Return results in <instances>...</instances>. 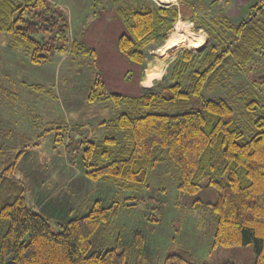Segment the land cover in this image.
Wrapping results in <instances>:
<instances>
[{
    "label": "trees",
    "instance_id": "trees-1",
    "mask_svg": "<svg viewBox=\"0 0 264 264\" xmlns=\"http://www.w3.org/2000/svg\"><path fill=\"white\" fill-rule=\"evenodd\" d=\"M197 5L203 8L200 0L166 5L143 0L130 13L118 8L127 31L118 36L117 48L138 64L151 45L167 38L178 18L204 29L208 40L197 51L178 50L163 83L137 95L105 94L102 80H93L87 101L107 100L119 108L113 118L95 125L119 135L85 141L81 169L90 180L137 191L146 187L156 164L169 161L178 172V193L190 199L188 206L214 218L213 247L252 243L254 264H264V117L256 123L259 129L245 136L228 100L203 96L229 71H250L253 80L259 78L255 63L257 56L264 59V0L250 6L248 16L236 24L224 16H199ZM68 27L65 12L48 0H0V32L32 64L47 61L52 52L90 53L83 42H70ZM25 151L0 147V264H133L132 256L136 264L143 257L146 243L139 231L125 244L119 240L122 249L110 244L115 201L103 206L95 200L84 214L52 231L47 218L27 204V177L18 167ZM205 189L214 191V200L198 197ZM162 264L196 263L190 252L178 250L166 254Z\"/></svg>",
    "mask_w": 264,
    "mask_h": 264
},
{
    "label": "rangeland",
    "instance_id": "rangeland-1",
    "mask_svg": "<svg viewBox=\"0 0 264 264\" xmlns=\"http://www.w3.org/2000/svg\"><path fill=\"white\" fill-rule=\"evenodd\" d=\"M60 1L68 4L63 3L62 8L67 9L65 14L69 17L70 42L74 39L83 42L89 54L52 52L47 61L32 64L21 49L12 46L8 35L0 32V147L7 146L14 152L26 150L18 167L27 177L28 206L46 217L52 231L57 232L61 230L60 224L74 215L84 214L95 200L103 206L115 201L118 209L110 244L122 249L124 245H119V240L125 244L132 232L139 231L145 238L146 250L136 264H162L166 254L178 250L190 252L196 264H220L227 260L254 264L252 243L213 247L214 218L188 206L190 199L178 193V172L169 161L156 164L148 174L146 187L137 191L90 180L80 165L85 141L119 135L95 125L99 120L113 118L119 108L107 100L87 101L93 80H102L105 94L137 95L142 89L157 88L178 50L197 51L208 40L206 31L195 29L190 20L178 18L168 36L175 24L182 21L188 24L189 34L202 40L201 45L196 48L187 40L169 44L178 47L161 59V52L156 50L163 42L167 43V36L151 45L143 63L138 64L117 48L118 36L127 31L117 11L123 6L130 13L143 0ZM152 1L166 5L174 0ZM200 1L203 8L197 5L199 16L206 19L224 16L236 24L248 16L250 6L259 0ZM156 58L161 59L157 66ZM256 59V75H260L256 81L250 77V71L245 72L247 75L229 71L212 91L203 92L204 98L220 97L230 102L236 125L245 136L255 133L259 129L256 123L264 117V107L257 105V102L264 104V59L259 60L258 56ZM150 61L154 64L147 67ZM154 67L163 68L160 77L152 86H144V73L152 72ZM248 101L251 104L246 105ZM81 124L84 126L79 131ZM1 161L0 158V164ZM129 196L136 199L133 205H126ZM198 197L214 200L215 193L205 189ZM130 261L135 264V257Z\"/></svg>",
    "mask_w": 264,
    "mask_h": 264
},
{
    "label": "bare ground",
    "instance_id": "bare-ground-1",
    "mask_svg": "<svg viewBox=\"0 0 264 264\" xmlns=\"http://www.w3.org/2000/svg\"><path fill=\"white\" fill-rule=\"evenodd\" d=\"M191 31V30H190ZM169 37V36H168ZM183 40H187L189 44H193L196 48L201 45L202 40L194 37L193 34H189L188 24L182 21H178L174 26V31L170 35L167 40L168 44H172L175 42H181ZM166 45V44H165ZM162 70L159 68L158 70H153L150 73H144L142 84L144 86H152L155 81L160 77Z\"/></svg>",
    "mask_w": 264,
    "mask_h": 264
},
{
    "label": "crops",
    "instance_id": "crops-1",
    "mask_svg": "<svg viewBox=\"0 0 264 264\" xmlns=\"http://www.w3.org/2000/svg\"><path fill=\"white\" fill-rule=\"evenodd\" d=\"M51 4H53V5H55V6H57V7H59L60 9H63V11L66 13V11H67V9L65 8H62V7H65V6H62V5H64L63 3H65V2H63V1H60V0H48ZM65 1V0H64ZM85 1V0H84ZM87 1V0H86ZM89 1V3L90 2H92L93 0H88ZM171 3H176V0H174V1H172V2H170V3H168V4H171ZM66 5H68L67 4V2L65 3ZM92 4V3H91ZM66 16H67V14H66ZM67 19H68V23H69V17L67 16ZM166 44V45H165ZM167 46H169V44L168 43H166V42H163V44L159 47V48H157V50H156V53H158L159 51L161 52V59H163L164 58V56L166 57L167 55H168V50H165V52H164V49H166L167 48ZM157 56H158V54H157ZM156 57V56H155ZM160 59V58H159ZM159 59H153L154 61H155V63H156V65L155 66H157L158 64H159ZM160 59V60H161ZM153 61V62H154ZM152 61H150V62H148V64H147V67H150V65L152 66L154 63H153ZM159 69V68H158ZM157 68H153V69H151V70H158ZM162 70H163V68H161Z\"/></svg>",
    "mask_w": 264,
    "mask_h": 264
},
{
    "label": "water",
    "instance_id": "water-1",
    "mask_svg": "<svg viewBox=\"0 0 264 264\" xmlns=\"http://www.w3.org/2000/svg\"><path fill=\"white\" fill-rule=\"evenodd\" d=\"M135 203V201L129 200L126 202V205H133Z\"/></svg>",
    "mask_w": 264,
    "mask_h": 264
}]
</instances>
